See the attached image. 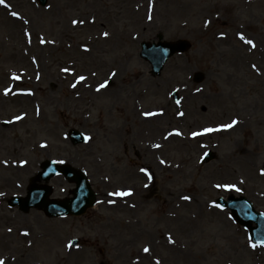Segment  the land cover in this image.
<instances>
[{
  "label": "rangeland",
  "instance_id": "obj_1",
  "mask_svg": "<svg viewBox=\"0 0 264 264\" xmlns=\"http://www.w3.org/2000/svg\"><path fill=\"white\" fill-rule=\"evenodd\" d=\"M159 36L190 46L152 75L140 43ZM249 39L264 44V0H4L0 261L264 264V246L218 203L245 197L264 214V53ZM158 108L151 134L147 115ZM219 125L223 134L198 142L177 138ZM72 129L86 141L73 143ZM150 137L157 147L148 157ZM207 149L213 157L202 160ZM46 159L83 169L94 206L66 217L9 207ZM135 159L154 163L155 192L141 189ZM49 184L55 198L74 188L61 175Z\"/></svg>",
  "mask_w": 264,
  "mask_h": 264
},
{
  "label": "water",
  "instance_id": "obj_2",
  "mask_svg": "<svg viewBox=\"0 0 264 264\" xmlns=\"http://www.w3.org/2000/svg\"><path fill=\"white\" fill-rule=\"evenodd\" d=\"M44 4L46 0H39ZM189 47V43L185 40H177L175 42L156 43H141L140 55L149 60L152 64V73L158 74L162 69L165 61L169 56L175 52H181ZM202 78L201 73H196L195 80L199 81ZM176 99V93H173ZM71 138L74 143L84 140L83 136L76 130H72ZM213 157V154L208 151L205 159L208 160ZM61 172L70 181H75L76 188L73 190L72 198H65L62 200L48 198L51 193V187L44 184L32 183L28 189L27 196L12 197L10 204H18L20 209L28 211L30 207H37L44 210L48 216L58 215H80L85 209L93 204L94 194L89 186L85 175L78 169H74L68 165H57L54 161L44 162L43 171L34 178V180H48L52 175ZM223 205H227L232 211L233 215L241 222L247 223L254 221L255 227L249 229L250 236L257 242H264V215L257 213L252 208L250 202L244 197L234 198L230 197L227 201L220 199Z\"/></svg>",
  "mask_w": 264,
  "mask_h": 264
},
{
  "label": "bare ground",
  "instance_id": "obj_3",
  "mask_svg": "<svg viewBox=\"0 0 264 264\" xmlns=\"http://www.w3.org/2000/svg\"><path fill=\"white\" fill-rule=\"evenodd\" d=\"M153 20V19H152ZM147 27L146 29H156L157 28V25L156 23H154L153 25H151L150 23L149 24H146ZM161 27V26H160ZM257 44H258V49H259V52H261L262 54L264 53V44L262 43V41L260 39H255ZM254 44H255V47H256V42L253 40ZM254 47V48H255ZM134 83V82H133ZM198 109L201 108V104H199L197 106ZM164 109L163 108H158L156 112H152L150 114L147 115V118L149 119L148 120V128H149V131L150 133L152 134L153 131L155 130L156 128V125L154 124V122L156 121V118H154L156 116V114H158L159 112H163ZM166 115V113H163ZM154 115V116H153ZM169 115V114H168ZM158 119H164V117H157ZM1 128V126H0ZM224 132V127L219 125V126H216L214 127L211 131H207V132H203L199 135H196V136H193V135H190V136H187V137H177L179 138L180 140H194V141H200L202 137H208V136H212V135H220V134H223ZM162 135H170V134H165L164 132L162 133ZM172 137L173 136V133H172ZM156 148L157 147V140L154 138V137H150L148 138L146 141H145V145L143 146L142 148V153L145 155V156H148V157H151L152 156V150L153 148ZM161 148V147H160ZM133 165H135V167L137 168V171H141L142 173H145L146 174V183L144 185L141 186V189L144 191H151L152 189H154L153 192H155L156 188H157V180H156V172H155V169H154V163L152 162L149 163H139L136 159L132 162ZM165 188V186H164ZM142 194H138L139 196H145V193ZM137 194H132L131 196H135ZM198 203V199H196V203L195 205Z\"/></svg>",
  "mask_w": 264,
  "mask_h": 264
},
{
  "label": "snow or ice",
  "instance_id": "obj_4",
  "mask_svg": "<svg viewBox=\"0 0 264 264\" xmlns=\"http://www.w3.org/2000/svg\"><path fill=\"white\" fill-rule=\"evenodd\" d=\"M2 3H4V0H0V4H2ZM12 15H13V16H16V15H18V14L15 13V12H13ZM73 23H76V21H73ZM105 35H107V33H105ZM241 39H244L243 35H241ZM246 43H248V44L252 45L253 47H255L254 42H253L252 40H250V39L247 40ZM79 79H80V80H83L84 77L81 76ZM101 87H103V85H102ZM5 91L7 92V90H5ZM17 119H19V117H17ZM232 123L235 124L236 121H233ZM224 127L228 128V127H232V125H231V124H228V125H224ZM211 130H212V129H205L204 131L207 132V131H211ZM192 135H193V136H196V135H198V133H195V132H194V133H192ZM125 194H127V193H125ZM184 199H189V197H184ZM262 243H264V242H262ZM253 246L255 247V245H253ZM144 251L147 252V251H149V249H148V248H145ZM0 264H3V262L0 261Z\"/></svg>",
  "mask_w": 264,
  "mask_h": 264
},
{
  "label": "flooded vegetation",
  "instance_id": "obj_5",
  "mask_svg": "<svg viewBox=\"0 0 264 264\" xmlns=\"http://www.w3.org/2000/svg\"><path fill=\"white\" fill-rule=\"evenodd\" d=\"M21 262H22V261H20V263H21ZM26 262H27V261H25V262H22L21 264H23V263L25 264ZM144 262H145V261H144Z\"/></svg>",
  "mask_w": 264,
  "mask_h": 264
}]
</instances>
